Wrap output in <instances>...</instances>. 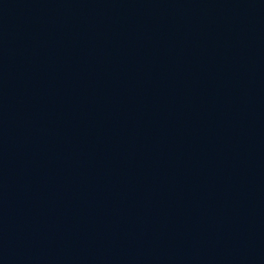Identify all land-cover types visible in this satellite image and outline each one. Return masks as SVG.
<instances>
[{
  "label": "water",
  "instance_id": "water-1",
  "mask_svg": "<svg viewBox=\"0 0 264 264\" xmlns=\"http://www.w3.org/2000/svg\"><path fill=\"white\" fill-rule=\"evenodd\" d=\"M0 264H264V0H0Z\"/></svg>",
  "mask_w": 264,
  "mask_h": 264
}]
</instances>
